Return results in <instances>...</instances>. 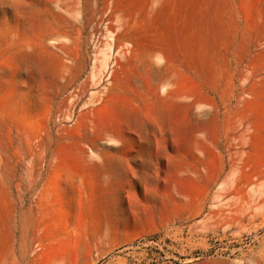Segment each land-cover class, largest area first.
I'll return each mask as SVG.
<instances>
[{"label": "rangeland", "instance_id": "obj_1", "mask_svg": "<svg viewBox=\"0 0 264 264\" xmlns=\"http://www.w3.org/2000/svg\"><path fill=\"white\" fill-rule=\"evenodd\" d=\"M189 1L0 0V264H264V0L215 87L134 47Z\"/></svg>", "mask_w": 264, "mask_h": 264}, {"label": "bare ground", "instance_id": "obj_2", "mask_svg": "<svg viewBox=\"0 0 264 264\" xmlns=\"http://www.w3.org/2000/svg\"><path fill=\"white\" fill-rule=\"evenodd\" d=\"M159 0H145L147 11ZM185 23L177 26L170 20L159 25L154 21L149 27L141 26L134 39V47L151 64L156 57L175 58L186 66L199 67L212 86H218L221 80L218 67L213 57L206 52V43L195 38L191 33L196 23L203 30L214 22L224 35H233L236 26L233 22V10L230 0H190L187 4ZM148 22V21H147ZM191 37L193 39H191Z\"/></svg>", "mask_w": 264, "mask_h": 264}, {"label": "crops", "instance_id": "obj_3", "mask_svg": "<svg viewBox=\"0 0 264 264\" xmlns=\"http://www.w3.org/2000/svg\"><path fill=\"white\" fill-rule=\"evenodd\" d=\"M97 184L101 187V188H105V189H110L111 187L108 185V183L103 179L100 181H97Z\"/></svg>", "mask_w": 264, "mask_h": 264}]
</instances>
